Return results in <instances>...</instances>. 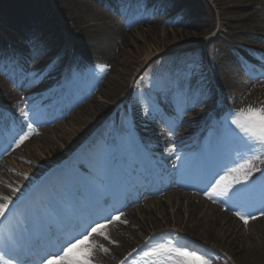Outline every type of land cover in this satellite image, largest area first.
<instances>
[{
    "label": "bare ground",
    "instance_id": "obj_1",
    "mask_svg": "<svg viewBox=\"0 0 264 264\" xmlns=\"http://www.w3.org/2000/svg\"><path fill=\"white\" fill-rule=\"evenodd\" d=\"M18 1L22 0H0V7L3 10L6 8L18 10L16 6ZM43 1L47 6L46 12L39 14L37 11H31L33 14L25 16L18 24L16 23L21 29V38L23 35L27 36V40L24 38L22 40L27 42L29 47L56 49L58 58L44 62V67L53 73L62 74L66 70L77 68V71L89 69L91 75L80 86L69 90L70 95L64 100L54 106L49 103V106L47 105L51 111L49 115L41 118L38 111H35L21 117L20 119H25V122L20 128L19 138L28 132L29 125L33 133L20 146L27 142H31L32 145L34 141H39L41 151H46L53 155L54 159L61 160L64 157L60 156V149L51 140V132H53L65 148L74 152L72 159L62 163L56 171L49 174L46 181L49 187L61 196L60 202L63 208H71L72 212L91 210L88 223L102 221L119 214V223L114 221L105 229L110 240L99 236L92 237V242L98 246L92 251V263L115 264L117 257H122L139 247L134 252V257L128 259L127 264H151L152 260L144 253L159 244L171 242L172 247L203 255L210 259L211 264L230 263L206 246L226 252L240 264H264V215H261V212H264V162L259 163L256 168L258 170L252 172L260 177L254 179L251 174L247 183L236 185L228 197L217 198L214 201L221 206V209H215L213 206L205 209L206 203L190 194L205 189L211 191V186L226 169L235 166L234 161H238L235 152L240 148L237 140L230 134V129L237 132L230 120L225 125L229 134H221L215 118L207 117L204 110L198 106L200 104L215 106L218 102L223 104L230 95V89L235 91L230 95L235 100L233 107L235 113L248 106L256 107L264 104V0H218V6L221 8V23L217 28L218 33L207 44L206 53L198 45L184 46L185 49L177 48L184 45L190 37L208 34L216 29L212 15L205 12L202 6H206L204 0H200L202 3L196 0H119L120 13L126 15V19L121 16L110 18L112 14L102 10L107 0H96L101 4L99 6L87 0L82 7L81 18L74 10L78 0H70L71 3L67 2L68 6L65 0H60L62 11L72 23L69 28L64 27V30L73 29L76 34L74 40L67 39L70 46L65 49L62 48L63 37L60 36V40L56 39V36L61 35V30L53 28L51 24L52 19L55 20L56 13L50 3L47 4L48 0ZM248 2L252 9L250 18L238 15L237 11L246 9ZM47 12L49 14L46 16ZM9 15H6L5 20ZM124 20L127 28L118 30ZM130 26H136V29H131ZM89 27L93 30L91 37L84 33ZM167 27L177 28H173L171 33ZM186 28L189 31H186ZM247 30L254 35L249 41H247L248 36L244 34ZM129 34L130 36H127ZM137 34L141 35V39L134 38ZM131 37L137 42L141 41L143 49L139 46L134 47ZM235 47H238L237 55L234 54ZM129 48H134L133 54L129 52ZM145 48L151 52L143 57ZM92 52H96L99 57L92 58ZM26 53L30 52L26 51ZM246 53L250 55L249 59L244 57ZM5 56L6 50H2L0 43V62ZM151 59H154V64L158 59H168L172 65L182 66L184 76L181 81L175 82L173 87L161 96L162 103L177 108L174 111L176 119L169 122L161 120L159 127L155 129L152 128L155 123L147 121L146 126L152 129L142 133L140 138L135 140L127 134L122 122L123 107L118 110L116 116H112L108 102L124 98L125 72L130 73L136 65ZM205 62L211 63L213 69L217 71L216 83L222 91L218 96L219 100L214 99L217 97L214 86L206 78ZM23 67L27 76L14 74L13 78L16 82L20 80V85H24L32 92L29 95L30 99L38 98L35 105L39 104L38 107L42 110L45 104L41 102L50 93V97L56 99V93L44 92V83L40 84L35 63ZM227 67L229 71H226ZM46 78L45 74L41 76V79H45V85ZM48 84L50 87L53 86V83ZM13 85L3 84L0 81V94L11 96ZM94 92L102 93L106 102L97 101L93 97ZM23 99L26 101L28 97ZM86 99L91 101L86 104L84 103ZM23 105L29 107L28 104ZM14 109L22 111L21 106ZM182 110L191 112L194 115L193 120L183 121ZM162 111L168 110L165 107ZM151 114L154 113H150L149 117ZM77 118L85 119V128H75L79 127ZM55 120L63 121V125L59 122L54 123L51 126L55 129L53 131L45 127L47 123ZM200 125L204 128L203 132L208 126L213 128L209 138H205L203 133L195 136ZM65 126H67L66 131ZM115 136L118 138L117 141ZM167 136L173 137L174 141L179 143L178 152L164 143V138ZM142 138L155 140L145 141ZM18 142L19 139L13 146L17 147ZM201 143H210L204 151L207 165L203 175H199L196 167L191 170L188 168L192 158L201 157L199 151ZM7 147L0 144V155L8 149ZM141 148L152 159L154 155H159L162 160V165L159 166L161 173L158 176L160 182L151 193L147 192L149 189L147 185L143 188L144 195L140 200L129 192L127 209H123L126 205L122 204L118 208L106 210L101 201L96 203L91 200L90 204L85 203L84 189L79 185L80 170L85 176L89 173L95 175L94 167L97 160L101 157L106 158V179L100 188L93 186L91 189L93 196L99 193L103 198L109 199L113 196L110 189L115 179L111 177L115 168L126 174L132 160H136L135 167L150 170L148 161L140 152ZM217 148L219 149L217 153L221 154L222 159L219 163L216 162V157L212 156ZM117 150L125 163L118 164ZM35 158L34 155L31 157L32 164L39 163ZM70 164L73 166L70 167ZM24 171L32 176L40 174L42 170L33 167L32 170L24 169ZM168 177H176V179L162 181L163 178ZM119 181L122 183L121 180ZM70 182L75 185V189L69 186ZM195 182L201 183L202 187H195ZM23 184L29 185V180H23ZM75 192H79L84 201V204L78 208H73L72 205ZM7 194L11 197L15 196L13 191ZM19 194L20 197V191ZM34 197L43 206L50 205L53 208L54 200L45 184L33 189L22 204L33 208ZM253 202L258 204L257 209L251 207ZM170 208H176V213L170 215ZM236 212L249 218L247 225L255 229V234H251V228L247 229V225L235 214ZM157 214L162 216L161 220ZM138 215L142 218L141 221ZM252 215H255L256 219L250 218ZM6 223H13L12 214L1 224L0 231ZM165 227L178 228L192 237V240L180 236L177 232L163 231ZM9 232L14 234L12 229H9ZM195 239L198 242L194 241ZM199 242L203 245L198 244ZM103 249H107V252ZM27 260L32 259L27 257Z\"/></svg>",
    "mask_w": 264,
    "mask_h": 264
},
{
    "label": "rangeland",
    "instance_id": "obj_2",
    "mask_svg": "<svg viewBox=\"0 0 264 264\" xmlns=\"http://www.w3.org/2000/svg\"><path fill=\"white\" fill-rule=\"evenodd\" d=\"M14 1V0H13ZM199 3H202L200 0ZM206 2V6H204V10L207 13H210L214 19V24L216 29L211 30L208 34H200L196 37H190L188 38V41L184 43V45L177 46L178 49H185L184 46H200L202 48V51L206 53V47L207 44L210 42L211 38L215 37V35L218 33V26L221 23L220 14H221V8L218 6L219 3L218 0H204ZM47 2V1H46ZM60 0H48L47 4L50 3V6L52 9H54V12L56 13L55 20L52 19V25L53 28H56L58 30H61V35L56 36V39L60 40V36L63 37L62 40V48L65 49L66 47L69 48V44L67 43V39L74 40L75 35L73 32V29L71 30H64V27H70L72 23L69 21L67 14H65L64 11H62L60 7ZM68 3H71L70 0H65V3L67 5ZM87 3V0H78L76 7L74 8L75 13L81 18L83 17L82 14V7L84 4ZM250 2L247 3L246 9H240L237 11L238 15H244L246 18H250L252 9L250 7ZM16 6H18V10L13 9H1L0 7V39H1V47L2 50H7L9 53L6 55V61H9L10 63V70L7 68H0V81L1 83L5 84L9 82V79L7 76V71H11V73H16L20 75L27 76V73H25L23 70V66H27V64H33L35 63L36 70L38 73L47 72L50 83H53V88L43 89L44 92H50L56 88V91H58V95L64 92L63 90L60 91L58 89V86H62L66 84L68 87H72L74 85H77L80 83V79L73 75V70H70V74L65 76L67 73L63 74H51V71L49 69H43L44 68V62H47L48 60L54 61L58 58L59 54L56 52V49L51 48L47 49L45 47H38L33 48L29 47L27 42L25 43L22 38L27 40V36L23 35L21 38V29L17 25L19 20L23 19L25 16H29L33 13L31 11H37L39 14L46 12L47 6L45 5L43 0H22L16 2ZM68 6V5H67ZM72 8V7H71ZM34 9V10H33ZM10 12V15H9ZM264 12V9H263ZM9 15L8 19L5 20L6 15ZM49 14L47 12L46 16ZM263 14V13H262ZM17 23V24H16ZM99 25V24H98ZM136 26H130V28H135ZM83 28V26H82ZM173 28L177 27H167L169 31H173ZM55 29V30H56ZM118 30H125V26L121 25L117 28ZM136 29V28H135ZM182 29V28H180ZM189 29V28H188ZM186 31L187 28L185 29ZM122 32V31H121ZM84 33L86 36L91 37L93 30L85 29ZM172 33V32H171ZM247 35V41L254 36L250 31H246L244 33ZM127 36H130L127 35ZM141 35H134V38H140ZM133 37H131L132 45L139 46L141 49L142 45L140 44L141 41L137 42L135 41ZM134 39V41H133ZM134 48H129V52L133 54ZM26 51H29L30 53L27 54ZM93 51V50H92ZM151 51L149 49L145 48L143 50V57L150 54ZM166 52V51H165ZM238 53V47H235L234 54L237 55ZM92 58H97L99 55L96 52H92L91 54ZM246 59L250 58V55L246 53L244 55ZM159 58V57H157ZM5 62V61H4ZM154 59H151L147 62H141V64H138L135 66L134 70L130 73H126L123 75L126 81V89L124 91V98L118 101L114 102H108L112 115L117 114L118 109L122 106V122L124 124L125 130L128 134L131 133V130L135 125H139V123L147 120V115L150 113L151 109V103H154L158 106H160V99L162 94L167 88H170L174 84V80H178L183 77V70L182 66L178 65H172L171 61L168 59L160 60L158 59V62L154 64ZM14 63V66H13ZM227 63V62H226ZM2 65V63H0ZM204 66L208 70L206 73V78L208 81L212 83L214 86V90L216 92V100L218 99V96L221 94V89L217 85V71L213 69L212 64L209 62H205ZM2 67V66H1ZM60 69V66H59ZM226 71H229V68H226ZM90 71H86L85 76H89ZM60 76V84L58 83L59 79H57ZM65 78V81H64ZM137 80L134 84L133 81ZM43 81H40V83L43 84ZM39 84V83H38ZM45 87V84H44ZM133 87H136V91L132 92ZM58 89V90H57ZM11 96L6 95L5 93L0 94V143H5L8 147V149L0 155V196H7L9 197L13 203L9 206V211L12 209L14 205V201H16L15 198L19 197V191L21 192V197H23L27 191L31 190L33 186L38 185L41 181H43L46 177V175H49L53 170H55L58 166H60L62 163L69 161L70 158V150L65 148L62 143L59 142L58 137L51 132V140L54 143V145L58 146L60 149V156L64 157L61 160L54 159V156L47 153L46 151H41V143L39 141H34L32 145H30L29 142L25 143L23 146L20 147H14L13 144L19 139L17 138V135L19 134L20 127L24 124L25 119H20L24 115L22 113H34L36 110L41 112L40 114L44 115V113H49L50 110L48 109L47 105L49 106V103L45 104L44 108L42 110L37 109L38 105H35L37 102V97L34 99H30V96L32 92L29 91L28 88H25L24 85L15 84L13 85V88H11ZM95 93V92H94ZM234 89H230V95L234 94ZM102 93H95L93 97L99 101V102H106L103 99ZM215 96V94H214ZM9 97V99H8ZM24 97H28V100L24 101ZM92 97V99H93ZM50 98H45L41 103L48 101ZM127 100L129 102L127 103ZM91 99H86L84 103H89ZM234 98L231 96L226 98V101L223 104H219V102L214 106L212 104H200L198 108L204 110L207 117H214L215 121L217 122L219 128L221 129L220 132L226 133V130L223 128L227 124L225 121V117H228L230 115H234L235 112L233 110L234 107ZM30 103V104H29ZM127 103V104H126ZM23 104H28V112L26 111V107ZM21 106L22 111H15V107ZM51 106V105H50ZM264 107V104H261L259 106H256L254 108H260ZM173 109V107H169ZM170 116H172V112L169 111ZM22 115V116H20ZM10 118L9 119H7ZM153 120L160 119L159 116L155 115L151 117ZM184 120H192L194 118V115L189 113L188 111H185L183 114ZM76 121L79 122V127L77 128H85V119H79L77 118ZM51 123H48L50 125ZM60 125H63V121H60ZM223 125V126H222ZM67 126H65L66 131ZM226 128V127H225ZM48 129L52 130L54 127H48ZM146 129V128H142ZM202 129V126L198 127L199 130ZM204 129V128H203ZM55 130V129H54ZM211 128L208 126L205 133L209 135ZM238 132V130H237ZM65 136H67L65 134ZM166 139H172L170 137H166ZM168 144H171L174 149H178L179 145L177 143H173V141L167 142ZM30 145V146H29ZM14 155H13V154ZM244 153V149L240 146L239 150L235 152V156L237 159H240V155ZM36 157L39 161V163H33L31 161V157L33 155ZM120 160H123L119 154ZM262 160H264V157H262ZM232 162V161H230ZM259 163H262L261 161L255 162V168L258 167ZM33 167H38L40 170V174L37 175H27L24 171V169L32 170ZM253 178H256L257 175H253ZM23 180H29V185H24ZM15 188V196L11 197L8 192H11V189ZM50 193L51 190L48 189ZM60 197V196H59ZM18 199V198H17ZM3 200H0V203H3ZM253 206H256L255 203H253ZM169 209V208H168ZM177 211L176 208H170V215L175 214ZM9 214V213H8ZM7 214V215H8ZM158 218L160 219L162 216L157 214ZM138 219L141 221L142 218L138 215ZM161 220V219H160ZM118 222V221H116ZM239 227H241V224H239ZM251 226L247 225V229H250ZM163 231H172L177 232L180 234V236L192 240V237L186 235L185 232L181 231L180 229L173 227H165ZM251 234H255V229H250ZM3 232L6 234V231L3 230ZM198 242L196 239L194 240ZM200 245V242L198 243ZM107 248V247H106ZM206 248L210 249L214 253L222 256L225 258L226 262L230 264H240L238 261L233 260L232 257L227 254L226 252H223L215 247L212 246H206ZM138 249V247H137ZM136 248L132 251H129L122 257H117L115 264H124L125 261H127L130 257H134L133 251H135ZM125 257V258H124ZM145 260H148V258H145ZM152 263V261L150 262ZM92 264H108V263H92Z\"/></svg>",
    "mask_w": 264,
    "mask_h": 264
},
{
    "label": "snow or ice",
    "instance_id": "obj_3",
    "mask_svg": "<svg viewBox=\"0 0 264 264\" xmlns=\"http://www.w3.org/2000/svg\"><path fill=\"white\" fill-rule=\"evenodd\" d=\"M27 115L26 113H22ZM238 132L231 129L230 134L244 149L239 161H234L235 166L226 169L223 175L211 186V191L206 195L210 200L228 197L236 185L247 183L248 177L255 168V162L264 157V107L254 108L248 106L237 111L234 115L225 117ZM33 129L28 126V132L21 135L17 147H20L32 135ZM107 161L101 157L94 167L95 175L79 177V185L85 191L89 187L100 188L106 179ZM15 192L16 189L12 188ZM235 195V193H233ZM80 193L76 192L73 199H78ZM0 221L6 219L9 206L13 201L7 196H0ZM107 201H105V204ZM20 215L23 220L16 226L15 235L5 234L0 231V264H24L16 252L19 239L31 237V249L35 251V259L28 264H92L91 254L98 246L92 242L93 236L110 240L105 232L107 226L114 221H119V214L108 217L102 221H87L91 218V210H74L65 213L55 210L53 215L41 203H37L31 210L24 209ZM244 223H249V218L240 212L235 213ZM264 215V212H261ZM256 219L255 216L251 217ZM15 219V217H14ZM107 252V249H103ZM152 260V264H211L210 259L195 251L172 247L168 244H159L144 253Z\"/></svg>",
    "mask_w": 264,
    "mask_h": 264
}]
</instances>
